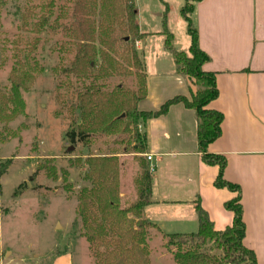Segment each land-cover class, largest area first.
I'll list each match as a JSON object with an SVG mask.
<instances>
[{"label": "trees", "instance_id": "1", "mask_svg": "<svg viewBox=\"0 0 264 264\" xmlns=\"http://www.w3.org/2000/svg\"><path fill=\"white\" fill-rule=\"evenodd\" d=\"M198 1L187 0L179 10L190 37L187 52L177 49L173 44V33L166 25L168 7L163 12L161 31L164 48L171 54L176 72L190 78L196 88L189 86L190 97L175 95L162 103L158 110L141 111L138 103L147 95V77L142 53L135 43L148 34L138 28L133 1L76 0L71 9L69 25L58 21L54 25L49 24L55 29L62 26L63 30L72 34L75 48L73 58L62 67L67 77L72 76L73 80L69 79L65 88L57 94L61 105L58 111L68 121L66 138L70 143L78 141L88 145L89 139L96 136H126V147L130 144V150L125 152L127 148H124L120 153L132 152L142 156L147 140L146 132L140 129V123L166 114L169 106L174 103L180 102L184 107L194 109L201 160L207 166H218L219 172L213 184L237 192L235 197L224 204L232 211L233 221L224 230H215L207 213L197 202L196 230L188 233H162L167 240L166 246L171 250L176 264H257L253 250L243 244L245 223L240 188L223 179L225 157L207 150L208 144L220 134L222 114L206 107L207 103L218 97L219 91L215 75L202 70L209 56L198 44L197 28L192 20L194 4ZM2 4L0 0V8ZM46 5L51 8L54 0H49ZM95 10L102 15L97 22L93 15ZM48 21V15H42L40 25L44 26ZM111 21L124 34L117 48L112 45L115 39L103 37V34L110 32ZM96 28L100 29L102 36L97 35ZM24 65L25 68L22 65L15 67L9 76V91L0 90L2 122L8 123L24 115L25 100L21 93L29 91L35 73L42 69L38 67L33 54L26 56ZM113 75L133 76L135 85L125 87L119 83L109 87L107 83ZM130 136L134 139L133 144L129 143ZM118 153L112 150L76 159L84 167L83 178L89 182L88 187H82L78 203L84 225L83 234L99 264H150L146 244L151 237V229H158L156 224L144 219V207L151 200L152 172L145 158H140L142 163L134 179L136 198L130 205L121 207V164Z\"/></svg>", "mask_w": 264, "mask_h": 264}, {"label": "rangeland", "instance_id": "2", "mask_svg": "<svg viewBox=\"0 0 264 264\" xmlns=\"http://www.w3.org/2000/svg\"><path fill=\"white\" fill-rule=\"evenodd\" d=\"M75 1L54 0L50 8L46 5L49 0H2L0 90L9 91V76L15 67L25 66L27 55L33 54L42 69L35 73L29 91L21 93L25 100L24 115L8 123L0 121V264H99L83 234L79 215L80 191L89 182L83 178L84 167L76 162L77 157L119 152V204L126 207L136 198L134 179L140 170V158L146 160V154L120 153L124 148L125 152L130 150V144L126 147V136H96L89 139L88 145L70 143L66 138L68 121L59 114L57 94L69 79L73 80L62 67L73 58L75 48L72 34L62 26L55 29L49 24L58 21L69 25ZM132 1L142 28L153 29L160 0ZM45 14L49 21L42 26ZM93 15L96 22L101 20L97 10ZM174 22V33L180 42L189 34L185 26L180 27V21ZM95 31L101 35L99 28ZM109 31L106 35L102 33L103 37L115 39L112 45L117 48L124 34L114 22ZM161 37L148 34L140 40L141 49L137 42L135 46L142 53L145 48L159 44ZM185 78L195 89L196 84ZM119 83L134 86L135 78L113 75L107 84L112 87ZM131 137L129 143L133 144ZM150 235L146 244L150 264H176L162 233L152 228Z\"/></svg>", "mask_w": 264, "mask_h": 264}, {"label": "crops", "instance_id": "3", "mask_svg": "<svg viewBox=\"0 0 264 264\" xmlns=\"http://www.w3.org/2000/svg\"><path fill=\"white\" fill-rule=\"evenodd\" d=\"M186 1L160 0L153 29L142 28L136 18L139 30L162 36L159 44L142 51L147 95L138 103L141 111L158 110L175 95L190 97L186 78L176 72L161 34L168 7L166 25L173 33V44L188 51L189 35L178 42L172 25L180 21V27L186 28L184 18L179 19ZM192 20L198 44L209 56L202 70L215 75L219 91L206 107L222 114L220 134L207 150L225 157L223 179L240 188L243 244L253 250L257 264H264V0H200L194 4ZM136 46L141 47L140 41ZM139 125L146 132L144 154L151 156H146V163L153 167L144 219L156 224L161 233L194 232L198 202L215 230L231 225L233 213L224 204L237 192L213 184L218 166L201 160L194 109L174 103L166 114Z\"/></svg>", "mask_w": 264, "mask_h": 264}, {"label": "built area", "instance_id": "4", "mask_svg": "<svg viewBox=\"0 0 264 264\" xmlns=\"http://www.w3.org/2000/svg\"><path fill=\"white\" fill-rule=\"evenodd\" d=\"M145 156H147V159H151V156L149 154H146ZM153 167L149 166V171L152 172Z\"/></svg>", "mask_w": 264, "mask_h": 264}, {"label": "water", "instance_id": "5", "mask_svg": "<svg viewBox=\"0 0 264 264\" xmlns=\"http://www.w3.org/2000/svg\"><path fill=\"white\" fill-rule=\"evenodd\" d=\"M70 148H72V147H70Z\"/></svg>", "mask_w": 264, "mask_h": 264}]
</instances>
